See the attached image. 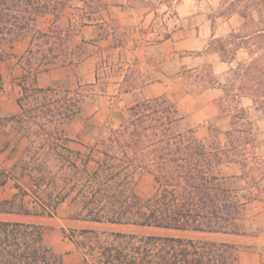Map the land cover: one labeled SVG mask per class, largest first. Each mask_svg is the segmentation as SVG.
I'll list each match as a JSON object with an SVG mask.
<instances>
[{
  "label": "trees",
  "instance_id": "16d2710c",
  "mask_svg": "<svg viewBox=\"0 0 264 264\" xmlns=\"http://www.w3.org/2000/svg\"><path fill=\"white\" fill-rule=\"evenodd\" d=\"M94 11L106 0H82ZM172 0H162L167 4ZM180 0H176L178 2ZM71 0H0V63L10 57L6 44L30 35L28 48L18 57L23 68L19 111L0 116V131L16 130L26 137L21 156L22 170L32 188L14 180L16 191L0 200V213H54L68 198L80 206L76 219L135 225L188 232L246 234L243 220L246 201L217 168L232 161L230 153L250 155L255 137L241 96H249L257 110L264 112V25L242 33L253 16L240 12L245 22L228 36L214 38L210 49L229 61L231 53L244 48L248 57L231 68V82L218 80L211 65L185 70L181 85L189 94L211 87L223 88L217 100L223 113L232 115V128L224 132L227 146L219 136L216 143L199 139L192 129L180 131L184 117L177 102L166 96L138 101L128 108V117L118 128H110V145L93 169L77 162L80 151L65 145L63 125L82 111L83 94L78 88L39 86V73L72 64L86 53V43L74 41L75 29L56 25ZM101 4H98V3ZM54 15L49 31L37 25L40 16ZM260 20H258L259 22ZM248 23V24H246ZM107 25L113 43L118 39L111 22ZM171 36L166 30L157 41ZM253 38V43L249 41ZM247 40L229 49V40ZM136 63L125 72L121 89L131 91L143 82ZM218 131V128H213ZM153 174L156 190L148 197L135 190L141 174ZM0 169V186L13 178ZM14 179V178H13ZM253 198V197H251ZM249 198V199H251ZM248 199V200H249ZM80 235L85 239H76ZM68 236L82 250L81 264H239L238 247L228 241L191 238L157 233L103 229L69 228ZM63 255L46 242L43 224L0 219V264H62Z\"/></svg>",
  "mask_w": 264,
  "mask_h": 264
},
{
  "label": "crops",
  "instance_id": "0c3cea01",
  "mask_svg": "<svg viewBox=\"0 0 264 264\" xmlns=\"http://www.w3.org/2000/svg\"><path fill=\"white\" fill-rule=\"evenodd\" d=\"M136 2L137 0H106L108 6L100 7L97 11L99 17L97 19L84 20L85 24L81 25V28L76 29L74 34L76 43H81L82 40H92L98 37L97 33L102 29L110 28L107 23L111 22V26H113V30L118 37L123 35L127 41L124 40L123 43L112 46L113 39L111 34L106 37L100 36L98 40H94V43H86V55L78 63L39 73L37 84L39 86H57L59 81L71 79L72 88H78L83 83L96 86L101 80L99 66L102 63L105 65L109 64V66H112L111 73L107 72V77L105 78L114 81V83L106 86L102 95L103 98L108 100L109 104L113 102V98H116L118 105L128 110L130 106L138 101L157 96H166L177 102L181 113L184 115L180 120L184 128L194 129L196 136L205 140L208 133L204 132V129L208 130L210 117L217 116V121L227 117L232 118V115L223 113L217 104V100L223 97L225 92L223 88L217 86L208 88L200 94H189L181 85L180 75L187 69L211 65L218 80L222 83H227L231 68L238 61L246 59L248 53L244 48H239L235 50L234 56L229 61H223L219 53L209 49L210 43L214 38L225 36L233 30H240L244 23V18L238 13H233L229 16L216 13L220 6V0H180L175 5V13L173 12L172 14L169 6L161 0L156 5H144ZM70 9H72V5L67 6L61 13L56 22L59 28H73L74 18L72 13L69 12ZM214 12L216 14L212 17L211 14ZM53 17L54 15L51 13L40 16L37 20L38 27L43 31H49ZM157 18L161 19V24L169 25L168 32H170L171 36L163 41L150 38L158 30L157 28L153 30ZM40 19L48 21L45 28L40 26ZM162 31L164 32L165 30ZM130 33L134 34L136 41L133 40V36L128 35ZM23 40L27 43L28 48L30 35L24 37ZM109 54H116V56L112 59ZM136 63L140 64L142 68L141 76L143 82L139 87L125 92L121 89L123 76L128 67ZM103 68H108V66ZM22 75L23 68L17 63V60L8 61L6 59L0 63V81L7 82L11 77L19 80ZM8 93L9 90L7 88L1 90L2 97ZM16 93L17 96L11 101L9 110L5 106L4 110L0 111V116L14 114L19 111L16 98L20 92L17 91ZM240 101L241 105L245 107L247 114L263 113L264 115L263 111L257 110L249 96H241ZM121 121L122 119L113 126L117 128ZM232 126L224 131L219 130V134L224 135L222 144L225 146H227V140L224 132L230 130ZM81 129L75 130V133H78ZM3 139L16 140L15 145L18 148L20 157L22 156L23 150L28 143L26 137H17L15 129L9 131L1 130L0 144L4 141ZM74 144L72 146L74 149H82L83 147L80 142ZM262 159L264 160V156ZM233 163L237 164V162L230 161L219 166L221 167V172L219 173L226 176L229 180H235L242 175L241 170L236 172L227 170L229 165ZM23 176L27 177L26 180H28L29 177L27 175ZM240 179L245 182L244 178ZM23 186L28 189L25 185ZM0 190L3 192L0 196V200H2L10 198L16 188L13 185H9V181H7L5 185L0 186ZM237 191L241 200L246 201V217L243 220L246 234L146 228L157 231V234L174 235L170 234V232L175 231L179 233L176 236L232 242L238 247L239 264H264V187L261 188L263 193L255 194L251 199L243 196L241 191ZM11 217H13V214L0 213V219H10ZM70 224L77 229L87 228L126 232H133L131 227H145L116 225L81 219H73ZM72 254L76 255L77 252ZM63 260L65 261V258Z\"/></svg>",
  "mask_w": 264,
  "mask_h": 264
},
{
  "label": "rangeland",
  "instance_id": "374dc122",
  "mask_svg": "<svg viewBox=\"0 0 264 264\" xmlns=\"http://www.w3.org/2000/svg\"><path fill=\"white\" fill-rule=\"evenodd\" d=\"M159 1L160 0H137L136 3H142L144 5H156ZM98 4L101 3L99 2ZM176 4V0H172L167 3L171 14L173 12L175 13L174 8ZM70 5H72V9H70L69 12H71L73 15V28L75 30L81 28V25L85 24L84 20L97 19L99 17V13L94 11V8L90 5L84 4L82 0H72ZM244 11L253 16L255 23H246L248 25L241 31L242 33H250L257 27L260 28L264 25V0H220V6L216 13L229 16L233 13H238L241 15L240 12ZM216 13H212L211 16L214 17ZM258 20L260 21L258 22ZM39 24L45 28L46 24H48V21L45 19H40ZM168 27L169 25L161 24V19L157 18L153 30L155 28L158 30L155 31V33L152 34L150 38L152 40L158 39L163 34L162 30L166 31L168 30ZM109 31L110 28L102 29L99 33H97L98 37H96L94 40H98L100 36L103 37ZM235 31L238 32L239 30ZM128 35L133 36L134 41L137 40L136 37H134V34L130 33ZM228 35L229 33L225 36ZM119 40L122 43L124 40L127 41L123 35L118 37L116 42H119ZM251 40H253V38H251L249 41ZM246 41L247 40L240 39L229 40L231 43L228 48L234 49L236 47V43H246ZM251 43H253V41H251ZM26 48L27 43L24 42L23 38L15 39L11 43L6 44V49L10 53L8 61L13 59L16 61ZM85 55L86 54H83L76 58L73 63H78L85 57ZM109 56L110 58L114 59L116 54H109ZM232 56H234V51L231 53V57ZM105 66H108V68H103ZM99 69L101 72V80L96 86H91L89 83H83L79 85V90L83 94L81 99V113L63 125V131L66 137L64 141L65 145L71 149H74V147L72 148V146L75 145L74 143H82V149H74L81 152L77 158V162L82 166L86 165L89 169H93L96 166L98 160L103 155L101 151L104 148L109 147L110 128H116L114 127V124L119 122V120L128 117V110L125 109V107H120L116 98H113V102H110L109 104L108 100L102 96L104 93L103 91H105V87L109 86L111 83H114V81L105 78L107 77V72L111 73L112 66L102 63L101 66H99ZM231 76L232 74L230 72L227 83L231 82ZM71 85V79H65L57 83V86L59 87L72 88ZM5 88L9 90V93L2 97L3 94H1V90ZM17 91H21V86L19 85V80H17V78L11 77L7 82L0 81V111L4 110L5 106L7 110H9L11 107V101L17 96ZM97 106H99V108H97ZM247 116L250 118L249 120L254 133L255 146L251 148V146L248 145V148H250V155L239 156L237 155L236 151L233 150L230 153L232 158L231 160L235 163L237 162V164H230L229 169L227 170L229 172L241 170L242 175L235 180H229V182L236 188V190L241 191L243 196L246 198H251L255 194L263 193L261 188L264 187V160L262 159L264 156V115L263 113H251L247 114ZM231 125L232 118L230 117L219 121H217V116L210 117L208 130H206V128L204 129V132L206 131L208 133L205 141L216 143L215 136L217 135L221 140H223L224 135L219 134V130L224 131L226 128L231 127ZM216 127L218 128L217 132L213 131L217 130L213 129ZM79 128H82L81 131L75 133V130H79ZM177 129L180 131L188 130L184 128L181 122L177 124ZM192 130L195 134L194 129ZM3 140L4 141H2L0 144V169L9 171V174H11L10 176L14 178L8 179L9 185H13L14 180H16L22 186L25 185L28 190H31L32 185L30 179L28 178V180H26L27 177L23 176L25 174L22 170L21 157L19 155L18 148L15 145L16 140ZM220 168L221 167L217 168L218 172H221ZM240 178H244L245 182L241 181ZM156 188L157 182L154 179L153 174L147 170L141 174V177L135 185L136 192L143 197L150 196L156 190ZM2 193L3 192L0 190V196ZM25 202L27 206L31 208V210H35L38 213L32 215H25L23 213L13 214V217H11L10 220L28 221L37 224H43L46 232V242L51 245L56 252L61 253L63 258H65V261L63 260L62 264H81V258L83 256L82 250L78 248L75 242L68 236V229L73 228L70 222H72L73 219H76L75 215L78 212L80 206L76 203H73L71 199L68 198L65 202L58 206L54 213H41L42 209L40 207L37 206L34 209L32 208L33 204L30 196H25ZM131 228H133V232L137 233H157V231L146 227ZM170 234L179 235V233L175 231H171ZM76 239L87 240V238L80 235H77ZM75 252H77V254L73 255L72 253Z\"/></svg>",
  "mask_w": 264,
  "mask_h": 264
}]
</instances>
